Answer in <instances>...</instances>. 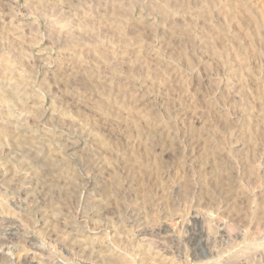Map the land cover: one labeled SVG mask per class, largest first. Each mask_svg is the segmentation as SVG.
Segmentation results:
<instances>
[{
    "label": "rangeland",
    "instance_id": "374dc122",
    "mask_svg": "<svg viewBox=\"0 0 264 264\" xmlns=\"http://www.w3.org/2000/svg\"><path fill=\"white\" fill-rule=\"evenodd\" d=\"M0 87V264H264V0H0Z\"/></svg>",
    "mask_w": 264,
    "mask_h": 264
},
{
    "label": "bare ground",
    "instance_id": "6f19581e",
    "mask_svg": "<svg viewBox=\"0 0 264 264\" xmlns=\"http://www.w3.org/2000/svg\"><path fill=\"white\" fill-rule=\"evenodd\" d=\"M63 27H64V26H63ZM67 34H68V33H67ZM1 65H2V64H1ZM6 65H7V63H6ZM6 67H7V66H6ZM6 67H5V68H6ZM8 67H9V66H8ZM8 67H7V68H8ZM7 68H6V69H7ZM10 68H11V67H10ZM3 70H4V69H3ZM2 72H3V71H2ZM12 73H14V72L12 71ZM5 74H6V73H5ZM10 74H11V73H10ZM14 74H15V73H14ZM18 74H19V73H18ZM20 74H21V73H20ZM12 75H13V74H12ZM15 76H17V75H15ZM9 77H10V76H9ZM9 77H8V78H9ZM22 78H24V77H22ZM12 79H13V78H12ZM20 79H21V77H20ZM20 79H19V80H20ZM21 80H22V79H21ZM24 80H26V79H24ZM27 80H28V78H27ZM1 81H2V80H1ZM7 81H8V80H7ZM15 81H16V79H15ZM11 82H12V81H10V83H11ZM24 82H25V81H24ZM4 83H5V82H4ZM13 83L15 84V82H13ZM32 83H33V82H32ZM22 84H24V83H22ZM11 85H13V84H11ZM16 85H17V83L15 84V86H16ZM18 85H19V84H18ZM9 86H10V85H9ZM19 86H20V85H19ZM22 86H23V85H22ZM18 88H19V87H18ZM18 88H17V91L14 92L15 94H17V92H18ZM0 89H1V87H0ZM14 89H15V88H14ZM23 89H24V88H23ZM11 90H12V89H11ZM27 90H28V89H27ZM0 92H1V91H0ZM7 92L10 93L9 89L7 90ZM11 92H13V91H11ZM20 92H21V91H20ZM20 92H19V93H20ZM9 93H8V94H9ZM24 93H26V92H24ZM8 94L6 93V95H8ZM10 94H11L12 97H13L14 94H12V93H10ZM27 94H28V91H27ZM27 94H26V96H27ZM0 95H1V94H0ZM2 95H3V94H2ZM18 95L21 96L22 93H20V94H18ZM23 95H24V94H23ZM4 96H5V94H4ZM9 96H10V95H9ZM14 96H15V95H14ZM15 97H16V96H15ZM24 97H25V96H24ZM4 98H5V97H4ZM21 98H22V97H20V98H18V99L20 100ZM1 99H2V98H1ZM22 99H23V98H22ZM24 99H25V98H24ZM27 99H28V98H27ZM4 100H5V99H4ZM19 100H17V102H18ZM11 101H13V100H11ZM14 101H15V100H14ZM19 102H20V101H19ZM19 102H18V103H19ZM26 106H27V105H26ZM8 107H9V106H8ZM27 107H28V106H27ZM20 108H21V107H20ZM23 108H24V107H23ZM40 109H41V108H40ZM11 111H12V110H11ZM11 111H9V112H11ZM15 111H16V110H15ZM9 114H10V113H9ZM20 114H21V113H20ZM26 114H27V113H26ZM10 115H11V114H10ZM21 115H22V114H21ZM28 115H29V114H28ZM13 117H14V116H13ZM22 117H23V116H22ZM24 117H25V116H24ZM26 117H27V116H26ZM40 117H41V116H40ZM19 118H20V117H19ZM9 122H10V121H9ZM16 125H17V124H16ZM18 125H19V124H18ZM3 132H4V130H3ZM7 135H8V134H7ZM4 137H6V136H4ZM29 141H30V140H29ZM23 142H24V141H23ZM23 142H20L19 144H21V143H23ZM31 143H32V142H31ZM23 144H24V143H23ZM1 166H2V165H1ZM4 169H5V168H4ZM3 172H4V171H3ZM193 217H194V216H193ZM196 217H197V216H196ZM196 217L193 218V220H195V222H196L197 219H198V218H196ZM199 220H200V219H199ZM199 220H198V221H199ZM197 223H199V222H197ZM197 223H195V224H197ZM13 232H14V231H13ZM200 234H201V233H200Z\"/></svg>",
    "mask_w": 264,
    "mask_h": 264
}]
</instances>
